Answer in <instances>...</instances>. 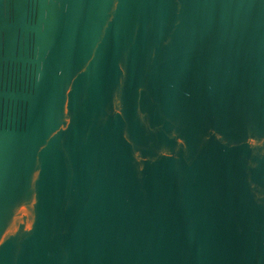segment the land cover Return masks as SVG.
Masks as SVG:
<instances>
[{
    "label": "water",
    "instance_id": "1",
    "mask_svg": "<svg viewBox=\"0 0 264 264\" xmlns=\"http://www.w3.org/2000/svg\"><path fill=\"white\" fill-rule=\"evenodd\" d=\"M0 264H264V0H0Z\"/></svg>",
    "mask_w": 264,
    "mask_h": 264
}]
</instances>
